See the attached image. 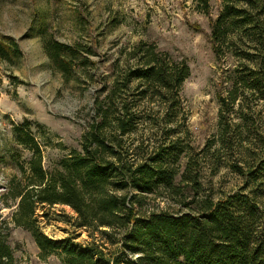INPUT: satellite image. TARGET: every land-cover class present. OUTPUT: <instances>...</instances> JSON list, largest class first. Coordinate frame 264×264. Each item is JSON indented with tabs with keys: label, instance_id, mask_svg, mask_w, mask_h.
I'll return each mask as SVG.
<instances>
[{
	"label": "rangeland",
	"instance_id": "1",
	"mask_svg": "<svg viewBox=\"0 0 264 264\" xmlns=\"http://www.w3.org/2000/svg\"><path fill=\"white\" fill-rule=\"evenodd\" d=\"M223 3L208 0L206 12L201 0H0V37L19 49L13 61L0 58V220L11 227L13 264H64L54 254L41 257L29 231L9 221L15 202L6 185L20 177L31 156L14 141V126L34 134L49 171L81 149L83 134L100 120L99 108L113 118L127 105L130 113L123 117L132 128L121 138L136 158L177 141L184 151L176 182L186 170L197 175L200 195L217 200L242 193L264 211V40L246 25L218 41L216 53L211 19ZM246 9L264 19L259 7ZM52 42L68 46L58 53L64 68L45 48ZM140 43H155L168 60L188 64L177 93L138 79L126 85ZM115 125L109 120L104 134H119ZM183 191L191 198L189 188ZM166 195L144 193L142 208L179 209ZM36 212L37 225L49 237L90 240L69 205L44 204Z\"/></svg>",
	"mask_w": 264,
	"mask_h": 264
},
{
	"label": "trees",
	"instance_id": "2",
	"mask_svg": "<svg viewBox=\"0 0 264 264\" xmlns=\"http://www.w3.org/2000/svg\"><path fill=\"white\" fill-rule=\"evenodd\" d=\"M201 1L207 12L208 0ZM248 7L264 12V0H224L211 19L209 39L216 53L218 41L246 25L257 29L255 36L264 40V19L248 13ZM67 47L45 43L50 57L62 68L65 64L58 61V53ZM135 52L140 53L139 62L127 72L126 85L138 79L179 91L190 72L184 60H168L155 43H140ZM18 56L14 41L0 37V58L13 61ZM121 109V114L110 118L107 109L99 108L100 120L83 134L81 149L61 157L49 171L43 167L42 149L34 134L14 126V141L31 156L27 167H20V177L12 176L6 185L8 197L15 202L9 221L29 231L39 255L54 254L64 264H264V211L259 204L237 192L217 200L200 195L197 175L186 170L176 182L184 151L177 141L136 158L123 145L121 136L131 130L132 123L123 117L130 113L127 105ZM109 120L115 121L119 131L112 138L104 134ZM184 188L192 191L191 198L183 195ZM158 190L166 191L180 208L144 210L142 195ZM54 203L67 204L75 211V224L86 228L89 241L77 242L71 236L54 239L39 228L37 208ZM3 223L6 234L2 233ZM10 230L2 218L0 264L14 261Z\"/></svg>",
	"mask_w": 264,
	"mask_h": 264
}]
</instances>
